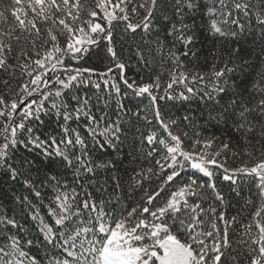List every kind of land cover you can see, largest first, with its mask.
<instances>
[{"label":"snow or ice","instance_id":"snow-or-ice-1","mask_svg":"<svg viewBox=\"0 0 264 264\" xmlns=\"http://www.w3.org/2000/svg\"><path fill=\"white\" fill-rule=\"evenodd\" d=\"M162 7V0H94L91 4L88 0H11L8 5L0 0V22L8 24L9 17L14 21L0 31V89L7 90L0 91V170L11 183H21L27 193L12 198L19 200L15 215H0V264H43L38 245L51 248L59 257L50 264H229L228 236L234 226L247 237L241 240L247 246V264H264V154L252 166L229 169L222 162L229 151L228 143L214 149V139H195L185 150L188 134L173 130L189 117L165 115L158 102L189 100L185 92L174 95L173 86L183 84L188 94L196 95L197 90L187 82L203 81L204 76L181 71L180 57L174 53L169 55L177 72L163 87L164 95L154 94L161 91L158 75L141 83L126 78L128 62L115 43L119 33L142 40L145 33L155 31L159 35L163 31L186 47L192 43L183 20L173 22L174 17L161 13ZM199 7L196 0H176L174 16ZM207 12L213 17L211 30L221 37L239 36L253 15L264 29V0H215ZM156 43L163 54V44L159 39ZM100 53L101 59L108 61L103 73L72 66ZM188 54L182 53L185 57ZM136 56L143 59L139 48ZM234 71L227 64L214 71L213 92L200 95L210 100L213 93L221 99L229 96L224 115L235 120L238 131L264 138V73L252 84L260 98L249 107L243 94L230 91L233 86L223 79ZM113 72L118 73L125 89L131 90V95L124 93L129 99L147 94L152 112L151 120L144 115L142 121L140 111L131 113L146 127L137 142L140 148L129 159L123 175L118 171L112 174L121 163L119 158L115 163L98 164L89 154L106 147L118 150L115 141L122 135L121 124L114 120L103 132L97 131L100 121L90 112L89 97L72 92L91 83L100 89V82L86 80L84 74L106 77ZM15 80L22 82L13 89ZM102 83L110 85L117 96L121 94L115 80L103 79ZM56 98L60 103L53 102L51 110L62 116L65 124L81 117L90 122L91 148L79 132H70L67 126L60 138L41 140L32 135L27 125L49 111L46 102ZM117 108L121 114H128L122 100L117 101ZM18 132L28 135L18 140ZM96 137L103 138L104 143ZM17 144L26 149L31 145L40 155L35 160L21 158L17 165L10 152ZM149 163L151 166H144ZM185 167L195 170L191 176L185 175ZM100 169L108 173L103 181L98 179ZM33 171L37 173L35 179ZM243 176L254 177L255 191L249 190L247 197L241 195L243 189L238 185ZM218 180L228 183L227 192L218 187ZM229 196L238 203L244 199L250 209L247 223L229 215ZM44 199H49L50 223L33 203ZM32 228L35 236L31 235ZM231 260L238 264L236 258Z\"/></svg>","mask_w":264,"mask_h":264},{"label":"trees","instance_id":"trees-1","mask_svg":"<svg viewBox=\"0 0 264 264\" xmlns=\"http://www.w3.org/2000/svg\"><path fill=\"white\" fill-rule=\"evenodd\" d=\"M11 0H2L4 5L10 4ZM89 4L94 0H88ZM176 0H162L163 7L161 13L168 17H174L173 22L177 19H182L184 26L186 27V35L191 36L192 43L185 46L179 39L172 36H167L163 31L157 35L155 31L151 33L143 34V39L140 36L130 38L123 33L116 35L115 43L118 51L122 50V59L128 62L126 78L129 81L135 80L137 83L150 82V79L155 76L160 77L161 91L154 94L160 96L164 95L162 89L170 81V76L177 72L175 68V61L170 58V53H174L180 57V61L183 67L180 69L185 73H193L196 75L204 76L203 81L195 82L191 79L188 80L187 86L193 87L197 90L196 95L188 94L185 91V85H174L173 94L178 92H185L186 95H190V99L187 101L177 100H165L159 101L162 113L165 115L171 114L175 118H182L183 116L189 117L188 121L181 120L179 127L173 131L176 133L186 132L188 134L185 139V150L190 147V140L195 139H214L213 148H220L224 143L229 144V151L225 154L226 159L222 162L225 167L229 169H237L244 166H252L254 161L261 158L264 154V138L259 135L247 134L244 131H238L235 120L228 118L224 115V108L226 102L229 100V96L225 95L223 99L219 95L213 93L214 99H208L207 96L200 95L201 93H212L213 82L215 77L214 71L222 69L225 64L230 68H235L233 73H226L223 78L228 81V85L233 87L230 91L241 92L245 101L249 107H254L256 100L259 99V95L254 92L252 84L259 79L260 73H264V29H262L256 16H251L249 22L246 25V30L241 32L239 36L227 38L221 37L211 30V22L213 17L207 12V8L211 7L215 0H196L201 7L196 10L184 9L183 16L176 14L174 16V4ZM257 3L260 0H256ZM14 23L11 17H9V23L5 24L0 22V31L9 27V24ZM160 27V24H157ZM180 25L177 24V28ZM228 30V29H225ZM119 32V29H117ZM159 39L163 44V54L159 51V46L156 41ZM63 43V42H62ZM137 48L143 54V59H138L136 56ZM233 49H239L238 52H233ZM184 51H188V56L182 55ZM192 53H195L193 55ZM92 55L91 58H86L85 61L80 63H72V66L81 68H92L94 73H103L106 71V65L108 61L102 60L101 56ZM67 64L68 61L66 60ZM61 78L63 74L61 73ZM84 79H91L94 82H100V89H96L94 83L86 86L81 85L78 88L72 89V92L81 97H89V107L92 115L97 117L100 121V127L97 129L99 132H103L106 125H109L114 120H118L121 124L122 135L119 141H115L118 145V150L113 148H105L102 151H91L89 154L92 159L102 164L106 161H113L114 163L119 158L121 163L118 165V169L113 171V175L118 171L123 175L124 169L129 166V159L136 156L137 150L140 145L137 143L140 139V133L144 131L146 125L138 122L131 113L140 111V120H143L144 115H147L149 120L152 119L151 103L145 94L144 96H135L129 99V96H125V91H128L131 95V90H126L125 86L119 80L118 73L113 72L106 77L93 74L89 77L88 74H84ZM103 79L115 80L120 85L121 94L117 96L110 85L106 87L103 83ZM21 80L12 81L11 86L16 88L17 84L21 83ZM0 91H7L0 89ZM67 91V90H65ZM111 92V94H110ZM67 97L65 96V99ZM37 99L39 97L37 96ZM122 100L126 105L128 114H121L117 108V101ZM53 102L60 103V98H56L55 101L49 100L46 102L45 107L49 109L46 113H41L39 120H33L27 127L32 128V135L39 137L41 140L63 136V127L67 126L70 132H79L81 138L85 141L90 148L92 147L93 137L87 131L90 122L84 117L80 120H71L65 124L62 116L57 115L54 110H51V104ZM103 118V119H101ZM249 119H252L249 117ZM257 125L261 121H254ZM155 123V122H153ZM2 130V129H0ZM259 131V129H258ZM28 135L27 132L17 133V139H24V136ZM100 143H104V139L96 137ZM122 141V143H121ZM3 142V136H0V143ZM61 149H64V145H60ZM163 149V146H161ZM67 151V150H66ZM12 152V161L19 165L21 158L27 160H35L40 155V150L29 145L26 149L23 144H17L16 148L10 149ZM251 153V155H249ZM161 155H164L163 150ZM160 157H157L159 159ZM145 167L151 166V164H145ZM46 170V169H45ZM194 169L185 167L184 173L186 176H191ZM54 175L55 173H51ZM37 173L33 171L32 177L36 178ZM108 173L104 169H100L98 179L103 181L106 179ZM218 187H223L227 192L228 183L218 180ZM238 185L243 189L241 195L247 197L249 190L255 191L254 177L243 176L238 179ZM83 195V191L79 188L76 189ZM27 195L24 192V186L21 183H11L3 171L0 170V215H15L19 200L13 201V197H19L21 194ZM207 196L208 194L205 193ZM231 200V208L228 210L229 215L238 216V220L241 224L247 223V217L250 209L245 206L244 199L228 197ZM33 203L40 211V215L44 218L46 223L51 221L47 215V207L49 199H44L39 204ZM23 223V221H21ZM26 227H29L26 225ZM255 229H253V235H255ZM27 235V234H26ZM31 235H36L35 228L31 229ZM243 233L241 228L235 227L229 230L228 239L231 243V249H229L230 259L229 264H232L231 258H236L238 264H247V258L244 256L246 250L245 245L241 244ZM31 238V237H29ZM247 239V237H243ZM251 241H249V244ZM255 247V245H252ZM41 248L39 255L44 257L43 264H50L51 261L58 259L54 255L51 248ZM27 251V246H25Z\"/></svg>","mask_w":264,"mask_h":264}]
</instances>
